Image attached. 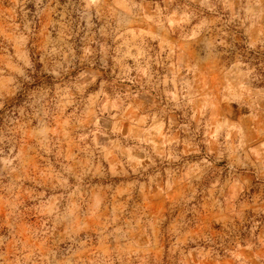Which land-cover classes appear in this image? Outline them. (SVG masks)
<instances>
[{
  "label": "clouds",
  "instance_id": "1",
  "mask_svg": "<svg viewBox=\"0 0 264 264\" xmlns=\"http://www.w3.org/2000/svg\"><path fill=\"white\" fill-rule=\"evenodd\" d=\"M262 252L264 0H0V264Z\"/></svg>",
  "mask_w": 264,
  "mask_h": 264
},
{
  "label": "rangeland",
  "instance_id": "2",
  "mask_svg": "<svg viewBox=\"0 0 264 264\" xmlns=\"http://www.w3.org/2000/svg\"><path fill=\"white\" fill-rule=\"evenodd\" d=\"M40 163L41 162L39 161L38 158L36 161H34V165L36 167H38ZM182 191L183 188H180L178 191L173 193L167 200L152 198L151 203L146 204V207H148L152 213L157 214L159 216H170L174 211L178 210V208L175 205L176 202L179 200ZM26 203H30V202L26 201ZM248 211L250 214H254L251 213V210ZM31 220L35 222L34 217L31 218ZM211 226L217 229L219 228V225H211ZM261 254L264 255V252H262ZM253 264H255V262H253Z\"/></svg>",
  "mask_w": 264,
  "mask_h": 264
}]
</instances>
